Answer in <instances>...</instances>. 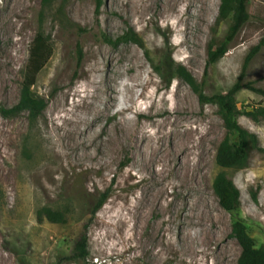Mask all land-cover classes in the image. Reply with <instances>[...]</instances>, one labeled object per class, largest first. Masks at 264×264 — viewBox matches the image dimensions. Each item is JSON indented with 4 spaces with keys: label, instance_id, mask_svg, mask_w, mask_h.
Listing matches in <instances>:
<instances>
[{
    "label": "rangeland",
    "instance_id": "1",
    "mask_svg": "<svg viewBox=\"0 0 264 264\" xmlns=\"http://www.w3.org/2000/svg\"><path fill=\"white\" fill-rule=\"evenodd\" d=\"M220 4L54 0L41 21V0H0V106L18 102L38 30L53 47L31 89L47 100L44 112L34 119L28 111L0 114V264H237V220L256 246L264 243V118L238 117L262 150L225 170L241 192V206L229 212L213 181L223 170L217 148L236 135L219 107L202 104L183 78L166 80L172 58L208 95L226 92L260 45L242 82L264 89V0H249L247 21L208 65L211 45L232 23L219 19ZM132 30L146 48L118 41ZM237 104L264 106V94L242 89ZM149 159L159 179L150 178ZM44 206L62 211L66 222L38 221ZM84 231L89 254L72 259Z\"/></svg>",
    "mask_w": 264,
    "mask_h": 264
},
{
    "label": "trees",
    "instance_id": "2",
    "mask_svg": "<svg viewBox=\"0 0 264 264\" xmlns=\"http://www.w3.org/2000/svg\"><path fill=\"white\" fill-rule=\"evenodd\" d=\"M53 1L54 0H41V21L45 12L51 7ZM95 1L99 6L103 2V0ZM248 3L249 0H221L219 19L224 20L231 16L232 23L229 33L225 38L218 44L211 45L208 51V65L215 63L227 52L228 44L233 39L235 33L248 19ZM118 41H133L141 47L146 48L142 39L133 30L119 36ZM259 48L260 45H255L249 51L244 63L241 78L228 91L212 95H208L204 91L202 83L197 81L186 66L175 62L172 58L165 62L167 73L166 80L168 84L175 77L183 78L197 93L202 104L212 103L219 107L226 128L236 135L235 140L226 137L219 144L216 152V162L223 170L215 176L213 181L214 191L219 198L221 206L229 212H233L241 206V192L225 170L229 168L238 169L246 166L249 162L252 150H262L257 133L243 127L238 117L245 114L253 120L259 121L264 118V106L244 110L239 108L237 104V94L242 89L247 88L264 94V89L256 87L253 82H242L246 67ZM52 52V43L41 28L34 36L29 47V57L20 88L19 100L12 106H0L1 115L9 117L23 111H28L30 117L34 119L44 112L47 106V100L44 97L33 96L31 89L36 82L38 73L45 66ZM160 69L161 68H158V70ZM106 200L107 193L99 200L93 213L95 210L99 209ZM37 220L40 222L47 220L55 223H64L66 222V215L60 210L44 206L37 210ZM232 231L242 248L237 264H264V243L260 246H256L255 240L249 234L246 224L241 220H237L233 223ZM88 254V235L87 232L84 231L78 237L70 257L72 259H85Z\"/></svg>",
    "mask_w": 264,
    "mask_h": 264
},
{
    "label": "bare ground",
    "instance_id": "3",
    "mask_svg": "<svg viewBox=\"0 0 264 264\" xmlns=\"http://www.w3.org/2000/svg\"><path fill=\"white\" fill-rule=\"evenodd\" d=\"M195 3V2H194ZM200 5V4H199ZM202 10V9H201ZM78 127V126H77ZM77 132H79V131H77V129L75 128V130H73L72 132L70 131V133L69 134H71V136H72V138H77L76 136V134H77ZM81 132V131H80ZM133 138V137H132ZM136 139V138H135ZM141 140V139H140ZM76 142V141H75ZM158 148H156V150H157ZM175 149L174 148H172V151H174ZM150 151V150H149ZM155 153V152H154ZM145 155V154H144ZM152 157V159H153V155L151 156ZM156 157V156H155ZM152 160L151 159H149V160H147V162H146V165H147V167H148V169H149V171H150V178L151 179H159L160 177H159V175H158V173L155 171V169L153 168V166H152V162H151ZM167 161V160H166ZM184 174V173H183ZM186 176V175H185ZM159 191H160V188H159ZM162 191V190H161ZM158 195H160V194H158ZM154 197V196H153ZM155 197H157V196H155ZM158 198H159V196H158ZM149 203H150V206L151 207H153V208H155L156 206H157V204H159L158 202L156 203V198H154V199H152L151 200V202L149 201ZM142 215V214H141ZM138 219V218H137Z\"/></svg>",
    "mask_w": 264,
    "mask_h": 264
}]
</instances>
